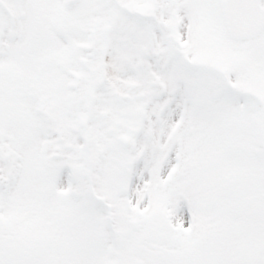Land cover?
I'll return each instance as SVG.
<instances>
[{"label": "snow or ice", "instance_id": "6c2138e0", "mask_svg": "<svg viewBox=\"0 0 264 264\" xmlns=\"http://www.w3.org/2000/svg\"><path fill=\"white\" fill-rule=\"evenodd\" d=\"M0 264H264V0H0Z\"/></svg>", "mask_w": 264, "mask_h": 264}]
</instances>
